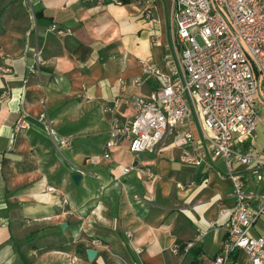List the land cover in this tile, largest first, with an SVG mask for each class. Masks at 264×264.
<instances>
[{
  "label": "crops",
  "instance_id": "crops-1",
  "mask_svg": "<svg viewBox=\"0 0 264 264\" xmlns=\"http://www.w3.org/2000/svg\"><path fill=\"white\" fill-rule=\"evenodd\" d=\"M170 6L156 0L147 21L131 0H0V68L9 70L0 72V264H212L233 204L222 161L181 163L174 136L152 153L134 156L122 143L103 158L114 100L118 116L130 117L129 99L157 88L154 79H132L144 65L167 72ZM21 116L29 128L16 132ZM260 119L254 152L264 150V107ZM189 130L201 139L196 126ZM252 170L234 167L258 195L264 184ZM198 231L206 236L187 249ZM252 235L264 239V215ZM227 264L250 263L235 251Z\"/></svg>",
  "mask_w": 264,
  "mask_h": 264
},
{
  "label": "built area",
  "instance_id": "built-area-1",
  "mask_svg": "<svg viewBox=\"0 0 264 264\" xmlns=\"http://www.w3.org/2000/svg\"><path fill=\"white\" fill-rule=\"evenodd\" d=\"M126 1L130 0H91L98 6L118 7ZM131 1L142 9L145 20L153 19L156 0ZM170 5L173 56L167 72L144 65L142 74L132 79L135 85L154 79L157 88L145 98L129 99L130 117L118 116L115 109L120 100H114L103 158L109 159L111 150L122 143L134 156L152 153L167 136H174L180 141L181 163L199 167L207 158L222 161L233 204L223 211L228 216L225 239L212 264L229 263L235 251H243L250 264H263L264 239L253 236L252 229L264 215V192H247L245 179L234 167L252 166V175L264 184V150L254 152L251 147L264 107V0H170ZM39 63L37 56L30 73L37 71ZM0 72L5 75L9 70L0 68ZM3 99L0 95V104ZM184 126L187 129L181 130ZM193 126L200 140H194L189 130ZM28 128L21 116L15 131ZM67 143L59 141L60 146ZM131 169L122 167L123 173ZM141 173L149 183L153 180L150 170ZM205 236L206 232L198 231L186 248ZM172 252H177L176 247Z\"/></svg>",
  "mask_w": 264,
  "mask_h": 264
},
{
  "label": "water",
  "instance_id": "water-1",
  "mask_svg": "<svg viewBox=\"0 0 264 264\" xmlns=\"http://www.w3.org/2000/svg\"><path fill=\"white\" fill-rule=\"evenodd\" d=\"M80 179H81V175H79L78 173L72 175V180L75 184H77ZM62 226L63 225H61V229L63 228ZM86 254H87L88 259L92 260L95 256V251L88 250Z\"/></svg>",
  "mask_w": 264,
  "mask_h": 264
},
{
  "label": "rangeland",
  "instance_id": "rangeland-1",
  "mask_svg": "<svg viewBox=\"0 0 264 264\" xmlns=\"http://www.w3.org/2000/svg\"><path fill=\"white\" fill-rule=\"evenodd\" d=\"M259 137H260L259 142L262 143L261 140H264V136H263L261 133H259ZM165 142H166V141H165Z\"/></svg>",
  "mask_w": 264,
  "mask_h": 264
}]
</instances>
